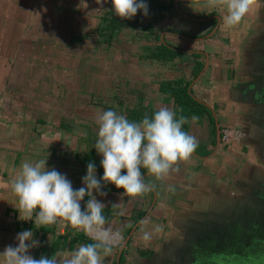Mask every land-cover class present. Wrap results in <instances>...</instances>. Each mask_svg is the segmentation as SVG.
I'll use <instances>...</instances> for the list:
<instances>
[{
  "label": "crops",
  "instance_id": "crops-1",
  "mask_svg": "<svg viewBox=\"0 0 264 264\" xmlns=\"http://www.w3.org/2000/svg\"><path fill=\"white\" fill-rule=\"evenodd\" d=\"M157 3L168 4L164 14L151 8L110 31L108 0H0V253L25 230L39 242L28 253L35 259L90 243L59 223L20 220L11 180L23 161L46 158L73 189L90 162L99 180L96 114L173 108L159 86L181 79L208 111L188 119L198 147L165 180L141 170L156 186L141 197H122L113 184L102 186L106 195L93 190L125 238L105 264H264V0L232 29L205 0ZM224 127L242 135L223 144ZM156 225L143 242L141 228Z\"/></svg>",
  "mask_w": 264,
  "mask_h": 264
},
{
  "label": "clouds",
  "instance_id": "clouds-1",
  "mask_svg": "<svg viewBox=\"0 0 264 264\" xmlns=\"http://www.w3.org/2000/svg\"><path fill=\"white\" fill-rule=\"evenodd\" d=\"M104 2L96 0L98 5ZM111 3L114 14L124 20L132 19L138 10L148 15L144 0H111ZM259 4L260 0H205L204 6L221 10L223 27L232 29ZM197 119L196 116L191 118L193 123ZM95 122L98 131L94 148L102 156L103 168L99 180L95 164L90 162L82 178L84 186L73 189L66 175L46 168V158L23 161L10 184L17 198L20 220L34 219L37 227L59 223L84 233L91 242L80 244L72 251H56L51 258L41 255L35 259L28 253L38 247L39 242L33 238V231L25 230L17 234L15 247L6 246L0 253L2 264H105V258L111 256L114 249L124 246L125 238L122 230L114 229L106 218L105 205L96 199L93 190L98 195H106L101 191L102 186L113 184L124 190L122 197H141L156 187L154 183L145 182L142 169L156 181L165 180L179 171L181 162L192 157L199 143L195 136L183 130L188 118L177 116L168 106H160L151 116L145 114L139 121H130L126 115L111 109L101 110ZM85 196L88 199L82 210L81 201ZM141 224H147V220ZM161 230L160 225L151 231L142 227L140 239L147 243Z\"/></svg>",
  "mask_w": 264,
  "mask_h": 264
},
{
  "label": "trees",
  "instance_id": "trees-1",
  "mask_svg": "<svg viewBox=\"0 0 264 264\" xmlns=\"http://www.w3.org/2000/svg\"><path fill=\"white\" fill-rule=\"evenodd\" d=\"M139 2V0H138ZM144 2L148 6V12L151 8H156V12H159L160 14H164L166 9L168 8V4H162L158 5L157 0H144ZM141 11L138 10L137 14ZM136 14V15H137ZM135 15V16H136ZM135 16L132 19L124 20L120 17L116 16L114 12L112 11V3L111 0H108V7L106 11L102 15L103 21H106V27L110 31L117 30L119 28L127 27L132 24V22L135 20ZM157 51L160 50V52L165 49L162 46H158ZM170 54H173V52L169 51ZM199 65L196 64L194 67V72L196 73L198 70ZM188 85L189 82L185 80H174V81H166L160 83V90L166 94L173 104V109L177 112V116H185L188 119L191 115H198L202 113L208 114L207 108L194 100L189 91H188ZM156 109H153L151 107H143L139 106L138 108L129 111L128 119L130 121H139L141 120L145 114H148L151 116ZM188 123L183 126V130L187 131ZM96 169V165H95ZM143 170V169H142Z\"/></svg>",
  "mask_w": 264,
  "mask_h": 264
},
{
  "label": "built area",
  "instance_id": "built-area-1",
  "mask_svg": "<svg viewBox=\"0 0 264 264\" xmlns=\"http://www.w3.org/2000/svg\"><path fill=\"white\" fill-rule=\"evenodd\" d=\"M241 135L242 133L236 129L224 127L220 130L219 139L223 144H228L231 140H234ZM83 235L86 236L84 233Z\"/></svg>",
  "mask_w": 264,
  "mask_h": 264
},
{
  "label": "rangeland",
  "instance_id": "rangeland-1",
  "mask_svg": "<svg viewBox=\"0 0 264 264\" xmlns=\"http://www.w3.org/2000/svg\"><path fill=\"white\" fill-rule=\"evenodd\" d=\"M236 260V258H233V261Z\"/></svg>",
  "mask_w": 264,
  "mask_h": 264
}]
</instances>
